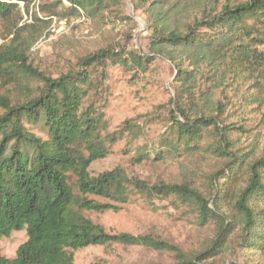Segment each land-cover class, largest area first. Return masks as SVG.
I'll return each mask as SVG.
<instances>
[{
	"label": "trees",
	"instance_id": "1",
	"mask_svg": "<svg viewBox=\"0 0 264 264\" xmlns=\"http://www.w3.org/2000/svg\"><path fill=\"white\" fill-rule=\"evenodd\" d=\"M62 1L68 5L62 19L90 16L108 4L60 0L38 5L46 14L38 17L33 0H0V239L26 233L14 257L0 256V264H74V252L116 243L168 249L146 237L108 234L85 215L116 212L119 207L107 202L126 203L129 187L174 196L195 208L199 225L215 224L206 249L193 259L180 257L178 264H202L222 254L236 230L240 247L264 254V154L249 158L230 151L233 127L223 116L232 97L244 107L255 100L264 106V0H180L171 11L161 1L148 5L154 51L175 70L171 125L154 161L192 153L210 137L203 150L228 160L211 174L207 200L185 184L129 179L120 167L90 175V166L110 153L115 139L102 133L103 113L85 103L106 80L108 65L142 69L151 60L105 48L76 59L75 69L56 78L44 75L33 67L30 52ZM251 89H259L261 99ZM148 159L140 154L134 160Z\"/></svg>",
	"mask_w": 264,
	"mask_h": 264
},
{
	"label": "rangeland",
	"instance_id": "2",
	"mask_svg": "<svg viewBox=\"0 0 264 264\" xmlns=\"http://www.w3.org/2000/svg\"><path fill=\"white\" fill-rule=\"evenodd\" d=\"M56 1L60 0H39V6L45 7ZM106 1L107 7L93 15L83 11L84 23H78L76 16H65L64 30L52 36L50 41L46 40L48 32L45 38L37 41L30 52L33 67L56 78L75 69L76 59L105 48L149 58L150 63L142 69L132 64L125 67L108 65L106 80L98 82V92L85 103L103 113L105 126L102 133L115 139L110 145V153L94 162L89 173L96 176L120 167L129 179L149 185L185 184L207 200L212 190L211 174L228 160L203 150L211 141L210 137H206L200 148L192 153L154 161L159 141L171 125L169 111L173 108L170 99L175 70L166 58L154 51L156 46L152 43L147 9L150 3L161 1L162 6L166 5L165 10L171 11L180 0ZM66 7L67 3L62 1V6L53 9L57 20H62ZM38 14V17L46 15L41 11ZM261 49L264 50V46ZM9 92L16 98L22 97L17 90ZM249 93H257L261 99L259 89H251ZM229 99L231 104L225 107L223 116L226 124L233 127L230 151H239L249 158L264 154V106L255 100L244 107L240 98ZM221 125L218 122V126ZM33 132L44 136L37 129ZM140 154L149 159L136 162L134 159ZM107 203L116 205L119 210L85 215L108 234L146 237L163 243L168 249H153L144 244L91 246L73 253L74 264H178L180 257L193 259L201 254L215 237V224L199 225L195 208L174 196H150L129 187L126 203ZM237 234L238 230L225 252L203 260L202 264H264V254L240 247ZM25 240L24 230L0 239V256L12 259Z\"/></svg>",
	"mask_w": 264,
	"mask_h": 264
},
{
	"label": "built area",
	"instance_id": "3",
	"mask_svg": "<svg viewBox=\"0 0 264 264\" xmlns=\"http://www.w3.org/2000/svg\"><path fill=\"white\" fill-rule=\"evenodd\" d=\"M38 5H39V0H33V3L31 5V9L35 10V13L37 14V16H40L38 14ZM49 19H51L52 24L50 25L49 29H48V35H47V41H50V39L52 38V36H55L57 33H59L61 30H64L65 25H66V19H62V20H57L54 17H49ZM26 20V17L25 19ZM86 21L85 16L80 13V15L77 17V22L78 23H84ZM45 38V37H44Z\"/></svg>",
	"mask_w": 264,
	"mask_h": 264
}]
</instances>
